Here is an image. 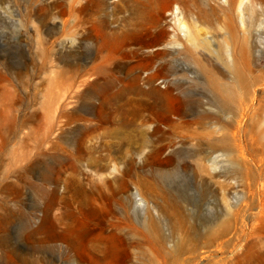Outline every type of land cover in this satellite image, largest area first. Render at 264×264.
<instances>
[{"label":"rangeland","instance_id":"rangeland-1","mask_svg":"<svg viewBox=\"0 0 264 264\" xmlns=\"http://www.w3.org/2000/svg\"><path fill=\"white\" fill-rule=\"evenodd\" d=\"M174 1L202 13L200 54L174 50L152 72L103 61L104 22L134 29L133 4L155 7L159 29L137 37L162 55ZM228 1L0 0V264H264L262 7L233 16L237 124L197 68L234 83ZM130 75L139 91L114 97ZM230 129L236 147L218 142Z\"/></svg>","mask_w":264,"mask_h":264},{"label":"bare ground","instance_id":"bare-ground-1","mask_svg":"<svg viewBox=\"0 0 264 264\" xmlns=\"http://www.w3.org/2000/svg\"><path fill=\"white\" fill-rule=\"evenodd\" d=\"M248 1L250 2L248 3ZM126 4L127 6H129L128 1H126ZM133 5H134L133 14L136 15L138 18L137 19L138 21L136 20L137 23L134 29L132 30L126 29L124 31L125 33H119V32L108 33L106 32L108 30V29L106 30V28L108 27V22L106 21L104 22L103 26L105 30L102 29L103 32H102V38L100 41L98 53L100 54V57L103 58V61L108 63L110 62L111 66H114L113 65L114 61L115 62L126 61V63L130 62L128 65L130 71L135 72L138 70L140 72H152L155 69V65L159 62V60L164 59L170 52L172 53L175 50L178 53H182L183 51H190L192 54H200L198 52L200 51L198 50L199 44L204 43L205 41L208 40H212L211 36H209L210 32L206 31L201 26V24H199L202 13H197L198 17L195 18L194 13L196 12L192 11L191 9L188 10L181 3L174 1L170 13V18L168 19V24H169V28L171 29V32L169 34L168 39L162 45L163 51L161 55V53L155 52L153 50V45H150L147 42H143L141 41V39H139V37H137L138 35H144L147 33L156 32L159 29L161 22L155 19V7L150 5L149 3H147L145 6L143 4H141V6H135V4ZM258 6L262 7L264 14V0H229L228 7L225 9V17L227 19V24L224 28L226 32L221 36H222V45L224 48V52L226 53V57L228 58V61L230 63L231 72L233 74V78H234L233 84L223 81L221 77H219L216 74L215 70L211 68L210 65L204 64L201 59L196 57V60L198 62L197 68L199 70L204 71L207 74V80L209 86L212 87L213 90L216 92L219 99V105L221 106L223 112L227 114L234 107L235 109V116L233 122L234 124L238 123L237 119L241 115L240 113L242 112L243 107L245 106L244 97L239 93V87L245 84V73L247 72V62H244L243 64L241 63L240 55L238 52H236V49L232 44L235 38V31L233 27V16L236 15L239 19H241V21L245 25L246 16L248 15L249 10H252V12L255 14L257 18ZM245 30L246 31L250 30V22ZM187 43L189 44V47H187L186 45ZM252 46H254V42H252L251 45H249L248 43L242 44L241 52L244 55L245 59H248L250 54V48H252ZM137 59L141 60L142 63L135 64L134 61H136ZM140 79L142 80V78ZM144 80L146 81L147 84H150L151 82H153V76L149 75ZM138 81L139 78H137L136 76L132 77L130 75V78L128 79V85L124 86L123 90H121L120 92L118 93L116 92L117 94L115 93L116 95L114 97L122 99L125 98L127 95L129 96L130 94L137 93L139 91ZM126 99H127L126 104L132 102L131 97ZM234 124H232L233 128H234L233 126ZM218 142L224 144L225 146H234V147L238 146L236 144L237 138L235 132L231 129L229 130V133L224 138L218 140ZM151 227L152 226H149L148 229L149 232L153 231ZM71 247H74V243H71ZM152 250L153 248L151 249V252ZM153 251H158V250H153ZM159 261L160 258H158L157 256L156 264H160Z\"/></svg>","mask_w":264,"mask_h":264}]
</instances>
